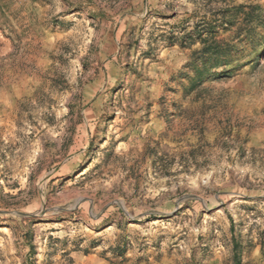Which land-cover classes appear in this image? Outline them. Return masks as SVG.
<instances>
[{"label":"rangeland","instance_id":"374dc122","mask_svg":"<svg viewBox=\"0 0 264 264\" xmlns=\"http://www.w3.org/2000/svg\"><path fill=\"white\" fill-rule=\"evenodd\" d=\"M264 264V0H0V264Z\"/></svg>","mask_w":264,"mask_h":264},{"label":"trees","instance_id":"16d2710c","mask_svg":"<svg viewBox=\"0 0 264 264\" xmlns=\"http://www.w3.org/2000/svg\"><path fill=\"white\" fill-rule=\"evenodd\" d=\"M234 257H235V264H239V258L236 252L234 254Z\"/></svg>","mask_w":264,"mask_h":264}]
</instances>
